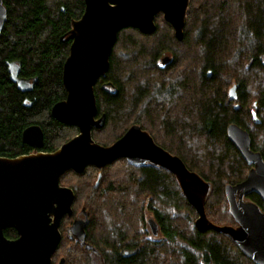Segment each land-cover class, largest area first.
Listing matches in <instances>:
<instances>
[{
	"label": "trees",
	"instance_id": "1",
	"mask_svg": "<svg viewBox=\"0 0 264 264\" xmlns=\"http://www.w3.org/2000/svg\"><path fill=\"white\" fill-rule=\"evenodd\" d=\"M3 4L8 16L0 34V157L33 153L22 142L33 125L44 132L40 151L53 153L79 134L55 120L51 110L67 97L62 76L71 42L61 38L82 18L85 0ZM155 21L152 35L134 28L119 32L109 71L95 88L106 124L93 130V138L110 146L140 125L211 184L209 220L237 226L225 188L243 182L251 167L229 141L227 128L234 123L249 131L253 150L264 158V0H190L182 42L163 14ZM165 56L171 62L163 66ZM10 63H21L20 78L36 80L33 90L23 92L11 80ZM108 83L112 94L102 89ZM234 83L237 103L229 99ZM100 172L89 166L63 176L61 184L74 190L75 201L72 217L62 220L53 264L62 258L66 264H255L228 235L196 228L198 213L168 171L120 159L105 167L96 187ZM249 199L264 210L257 194ZM84 211L89 224L83 243L70 225ZM148 213L160 238L149 236ZM4 234L18 237L13 229Z\"/></svg>",
	"mask_w": 264,
	"mask_h": 264
},
{
	"label": "water",
	"instance_id": "2",
	"mask_svg": "<svg viewBox=\"0 0 264 264\" xmlns=\"http://www.w3.org/2000/svg\"><path fill=\"white\" fill-rule=\"evenodd\" d=\"M189 2L85 0L82 18L73 21L69 33L61 38L71 42L62 76L67 97L51 110L55 120L77 128L79 134L57 151L45 153L40 151L44 147V132L40 126L33 125L22 134L23 144L32 148L33 153L16 158L0 157V264H53V256L62 241V220L73 215L75 201L74 190L62 186L61 178L69 171L82 174L89 166L102 172L120 159L133 166L152 165L173 174L185 198L198 213L195 226L200 232L226 234L255 264H264V210L249 199L257 194L264 202V158L253 150L249 131L234 123L227 128L229 141L251 167L243 182L225 188L228 210L237 226H220L209 220L205 207L211 195V184L191 171L180 157L159 146L140 125L132 126L110 146L101 145L93 138V130H100L106 124L105 114H98L95 88L109 71L111 52L119 32L134 28L152 35L157 30L156 16L163 14L181 42ZM7 16V9L0 0V34ZM170 62V57L162 60L163 65ZM8 67L11 80L20 89L34 88L36 80L31 84L20 78L21 63H10ZM106 86L110 84L102 87ZM107 92L111 93L108 88ZM229 97L231 101H238L236 85ZM235 108L239 109V105ZM101 178L102 173L96 186ZM88 224L85 212L84 219L72 224V236L84 243ZM148 224L152 234L158 237L160 229L156 221L149 219ZM7 229L15 230L18 238H6ZM58 264H66V260L62 258Z\"/></svg>",
	"mask_w": 264,
	"mask_h": 264
},
{
	"label": "rangeland",
	"instance_id": "3",
	"mask_svg": "<svg viewBox=\"0 0 264 264\" xmlns=\"http://www.w3.org/2000/svg\"><path fill=\"white\" fill-rule=\"evenodd\" d=\"M187 20V19H186ZM166 21V20H165ZM167 22V21H166ZM186 25V24H185ZM173 28V27H172ZM174 30V29H173ZM184 30H185V28H184ZM174 37H175V34H174ZM176 38V37H175ZM184 39V38H183ZM180 42V41H179ZM182 42V41H181ZM166 57V56H165ZM167 57H169V56H167ZM164 59V57L161 59V61H160V63L162 64V60ZM163 65V64H162ZM163 66H165V65H163ZM237 86V84H233V86ZM233 86L229 89V92H230V90L233 88ZM106 88H108L109 90H110V92H111V94H112V90L110 89V86L108 87V86H106ZM229 99H230V97H229ZM233 102H235V101H233ZM237 103V102H236ZM236 105H238V104H236ZM236 107V106H235ZM102 173V172H101ZM103 174V173H102ZM97 181H98V179H97ZM97 183V182H96ZM95 186H96V184H95ZM96 187H98V186H96ZM229 211V210H228ZM230 214V213H229ZM82 217V216H81ZM146 218H147V220H149V219H153V216H152V214H150V213H148L147 215H146ZM79 220V219H78ZM72 226V225H71ZM61 229V228H60ZM148 230H149V232H150V238H152V239H155V238H160L161 236H160V234H159V236L158 237H155L153 234H152V231H151V229H150V226H149V224H148ZM9 240H11V239H9ZM55 255V254H54ZM54 257V256H53ZM60 262V261H59Z\"/></svg>",
	"mask_w": 264,
	"mask_h": 264
},
{
	"label": "flooded vegetation",
	"instance_id": "4",
	"mask_svg": "<svg viewBox=\"0 0 264 264\" xmlns=\"http://www.w3.org/2000/svg\"><path fill=\"white\" fill-rule=\"evenodd\" d=\"M29 81H30V80H29ZM33 81H34V80H33ZM33 81H32V82L30 81L31 84L33 83ZM19 89H20V88H19ZM33 89H34V88H33ZM33 89H31V90H33ZM102 89H104V90L107 92V88H103V87H102ZM20 90H22V89H20ZM31 90H30V91H31ZM22 91H23V90H22ZM23 92H29V91H23ZM107 93H108V92H107ZM108 94H110V93H108ZM147 166H152V165H146V166H141V167H147ZM153 167H155V166H153ZM156 168H158V167H156ZM100 171H101V170H100ZM67 173H69V172H67ZM67 173H66V174H67ZM74 173H75V172H74ZM100 173H101V172H100ZM100 173H99V174H100ZM169 173H170V172H169ZM66 174H65V175H66ZM76 174H77V173H76ZM172 175H173V174H172ZM98 176H99V175H98ZM173 176H174V175H173ZM62 178H63V177H62ZM62 178H61V180H62ZM61 185H62V184H61ZM62 186H64V187H68V186H66V185H62ZM69 188H71V187H69ZM71 189H72V188H71ZM73 204H74V203H73ZM65 217H66V216H65ZM65 217H64V218H65ZM71 217H72V216H71ZM84 218H85V212H84L83 217H79V218H75V219H73L72 224L74 223L75 220H78V219H84ZM72 224H71V225H72ZM71 225H70V228H71ZM17 238H18V237H17ZM17 238H16V239H17ZM13 240H15V239H13Z\"/></svg>",
	"mask_w": 264,
	"mask_h": 264
}]
</instances>
